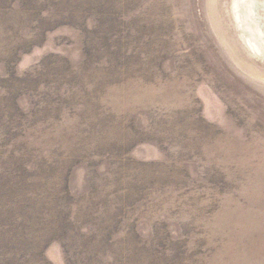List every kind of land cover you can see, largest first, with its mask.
<instances>
[{"label": "rangeland", "instance_id": "obj_1", "mask_svg": "<svg viewBox=\"0 0 264 264\" xmlns=\"http://www.w3.org/2000/svg\"><path fill=\"white\" fill-rule=\"evenodd\" d=\"M263 4L0 0V264H264Z\"/></svg>", "mask_w": 264, "mask_h": 264}, {"label": "bare ground", "instance_id": "obj_2", "mask_svg": "<svg viewBox=\"0 0 264 264\" xmlns=\"http://www.w3.org/2000/svg\"><path fill=\"white\" fill-rule=\"evenodd\" d=\"M256 3H258V2H256ZM258 4H259V3H258ZM255 5H256V4H255ZM263 5H264V4H263ZM258 6H260V5H258ZM258 6H257V7H258ZM260 8H262V7H260ZM255 20H256V18H255ZM259 26L261 27V25H259Z\"/></svg>", "mask_w": 264, "mask_h": 264}]
</instances>
